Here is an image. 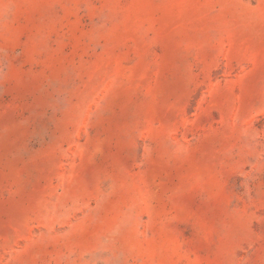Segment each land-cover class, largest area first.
Here are the masks:
<instances>
[{
  "label": "rangeland",
  "instance_id": "obj_1",
  "mask_svg": "<svg viewBox=\"0 0 264 264\" xmlns=\"http://www.w3.org/2000/svg\"><path fill=\"white\" fill-rule=\"evenodd\" d=\"M0 264H264V0H0Z\"/></svg>",
  "mask_w": 264,
  "mask_h": 264
}]
</instances>
